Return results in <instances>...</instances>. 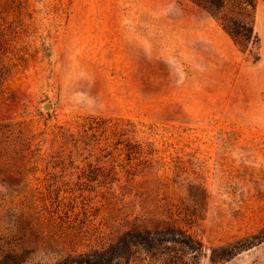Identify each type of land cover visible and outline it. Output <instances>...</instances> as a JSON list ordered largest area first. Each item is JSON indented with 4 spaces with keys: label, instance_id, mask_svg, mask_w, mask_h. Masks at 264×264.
Here are the masks:
<instances>
[{
    "label": "rangeland",
    "instance_id": "1",
    "mask_svg": "<svg viewBox=\"0 0 264 264\" xmlns=\"http://www.w3.org/2000/svg\"><path fill=\"white\" fill-rule=\"evenodd\" d=\"M216 8L0 0V262L264 264V0Z\"/></svg>",
    "mask_w": 264,
    "mask_h": 264
},
{
    "label": "trees",
    "instance_id": "2",
    "mask_svg": "<svg viewBox=\"0 0 264 264\" xmlns=\"http://www.w3.org/2000/svg\"><path fill=\"white\" fill-rule=\"evenodd\" d=\"M255 1L256 0H220V2H219L218 0H197V2L203 4V6L206 9H211V11H213V8H216L218 6V8L227 9L230 12H233L232 8H239V9H242L243 11H246L248 8H254ZM218 12H219V14H217L215 16L217 17V19L219 21L223 20L221 22V25L223 26V28L226 29L233 36H236L238 34V30L236 27H238V25L236 26L235 23H232L231 26L227 25L226 24V19L228 17L227 14L224 13V11H222V10H218ZM222 15H223V18H222ZM229 20H230V18H229ZM247 29H248V32L251 33V31H252L251 28H250V30H249V27ZM254 240H256V241H263L264 240V229L261 230V232H259V234L257 236H254V237L247 239V240L237 241V242H234V243L227 245L224 248V249L228 250L227 257L233 256V255L237 254L238 252H241V251L249 248L251 245H254ZM9 250H4L5 251L4 254L6 256L11 255V253H9ZM11 251H12V255H13L14 259H12L11 261H8L6 263L0 262V264H23L24 260L20 256V254L15 253L13 250H11ZM1 252L3 253V250H1Z\"/></svg>",
    "mask_w": 264,
    "mask_h": 264
},
{
    "label": "water",
    "instance_id": "3",
    "mask_svg": "<svg viewBox=\"0 0 264 264\" xmlns=\"http://www.w3.org/2000/svg\"><path fill=\"white\" fill-rule=\"evenodd\" d=\"M47 106H49V104H45V106H44V107L46 108Z\"/></svg>",
    "mask_w": 264,
    "mask_h": 264
}]
</instances>
